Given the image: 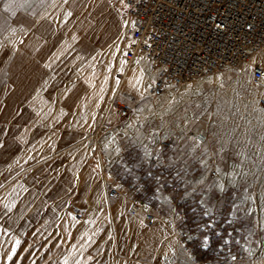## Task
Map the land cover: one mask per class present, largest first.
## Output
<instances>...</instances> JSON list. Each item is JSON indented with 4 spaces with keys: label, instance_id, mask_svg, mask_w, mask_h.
<instances>
[{
    "label": "crops",
    "instance_id": "obj_1",
    "mask_svg": "<svg viewBox=\"0 0 264 264\" xmlns=\"http://www.w3.org/2000/svg\"><path fill=\"white\" fill-rule=\"evenodd\" d=\"M10 3L0 0V23L17 29L15 35L0 31V264L29 255L42 256L43 264H264V216L257 210L264 205L263 187L251 177L264 175V105L253 100L220 121L219 136L203 157L212 166L194 169L198 176L192 171L185 183L171 178V169L139 172L120 164L114 184L135 182L129 196L161 222L148 224L139 213L128 217L119 199L90 187L88 155L98 145L86 138L98 124L99 92H108L115 72L104 58L100 89L96 49L85 59L81 51V5L28 0L23 9L12 5L13 16L5 10ZM137 57L135 66L145 63L148 75L141 71L151 82L155 72ZM259 61L264 66V50ZM245 66L222 81L217 77L222 107L230 106L236 87L264 100V80L255 84ZM216 167L221 171L211 180ZM205 237L207 248L201 246Z\"/></svg>",
    "mask_w": 264,
    "mask_h": 264
},
{
    "label": "rangeland",
    "instance_id": "obj_2",
    "mask_svg": "<svg viewBox=\"0 0 264 264\" xmlns=\"http://www.w3.org/2000/svg\"><path fill=\"white\" fill-rule=\"evenodd\" d=\"M99 3L100 6L96 12H89L85 16L83 15L81 51L85 59L91 50L95 51L96 49L94 56L98 59V83L101 89L103 88L101 86L105 83L103 81H106V78L102 77V74H104V58L106 59V55L113 47L121 46V41L125 39L122 37H125V34L121 33L122 29H125L128 36V46L123 48L120 61L131 46V38L129 34L130 24L123 13L120 0H101ZM262 55L263 51L251 57L247 64L236 70H244L245 65H249L250 69L255 64L262 67L259 61ZM254 58L256 60L252 62ZM144 60L149 67V73H153L154 68L152 65L145 58ZM89 64L94 67L96 62L93 61ZM137 64L143 70V73L148 75L146 64L142 61L137 62ZM231 71L225 70L211 77L191 80L179 87L168 86L158 97H153L149 94L153 79H151V82L144 80V89L141 95H135L134 93L112 95V92L101 93L100 90L98 97V124L93 125V130L90 131L86 138L89 145L95 142L98 145L97 147L93 146L87 161L88 167H92L89 179L91 190L95 186H99L106 195V190L109 187L124 189V187L128 186L114 184L112 179V174H114L115 178L119 176L120 164H125L126 167L134 168L139 172L146 170L155 171L151 167L150 157L156 151L157 144L164 140H169L171 144L170 148L162 153L161 163H164L168 169L176 173V175L170 176L171 178H176L177 181L185 183L188 181L186 178L189 173L193 174L192 171L194 169L212 166V159L209 158L208 161L204 160L203 157L208 153L207 149L211 141L217 140L219 136L220 121H224L236 112L250 108L249 103L253 100H260V97L255 96L253 99L249 94L240 92L236 87L230 106L222 107L219 103L221 99L220 88L215 87V83L218 76H220L222 81L223 76ZM114 72L113 80L116 81L118 79L116 74L120 73V70L115 69ZM249 85H252V77ZM225 88L226 86L224 85ZM112 100L129 104L131 108L129 114L125 117H120L111 108V110L108 108L107 112L103 113L101 111L103 105L106 101H109L110 104ZM107 116L112 118V123L107 121ZM97 127L98 129H103L102 132L96 133ZM198 134H204L207 142L196 147V140L193 138ZM127 147H129V152H126ZM122 151H125L124 153L127 156L134 155V159H127L125 154H121ZM145 153H148V155ZM113 161L114 164L111 166ZM211 171L214 170L211 169ZM194 172L193 176L197 177L196 172L198 171L195 170ZM148 177L150 176L145 175V178ZM216 177H218L217 172L216 176H210V179L212 180ZM251 177L255 179L254 181L261 179L262 183L260 185L263 188L260 193L264 195V175H251ZM167 180L168 178L166 182ZM168 182L171 183L170 181ZM129 185H136V183L133 182ZM134 192L129 195L134 194ZM129 195H121L117 198L120 201V208L125 206L123 213L126 216L129 200H134ZM257 210L258 216H264V205L257 207ZM146 213L153 214L157 224L161 222L156 214L150 210L142 209L139 212V216L143 217ZM147 242L152 244L155 242L152 234L147 233ZM90 256L92 258L97 256L96 248L90 252ZM25 257L27 258L26 261L21 260L18 264H43L42 256L29 255Z\"/></svg>",
    "mask_w": 264,
    "mask_h": 264
},
{
    "label": "built area",
    "instance_id": "obj_3",
    "mask_svg": "<svg viewBox=\"0 0 264 264\" xmlns=\"http://www.w3.org/2000/svg\"><path fill=\"white\" fill-rule=\"evenodd\" d=\"M121 4L130 24L131 46L123 57L125 66L142 55L154 68V78L149 94L158 97L168 86L183 84L225 70H236L264 49V0H125ZM135 22V27L132 22ZM222 25L220 29L216 24ZM134 41V43H133ZM253 82L264 80L259 65L252 68ZM259 104L264 105L260 99ZM112 111L120 117L130 112V105L113 101ZM199 145L207 142L204 134L195 137ZM170 141L157 144L150 157L152 169L167 172L161 155L170 148ZM181 170V168H179ZM211 177L216 176L211 171ZM136 185L124 189L109 187L108 199L129 195ZM126 214L134 217L141 204L129 200ZM146 223L155 222V216L144 215ZM219 264H231L227 261Z\"/></svg>",
    "mask_w": 264,
    "mask_h": 264
},
{
    "label": "bare ground",
    "instance_id": "obj_4",
    "mask_svg": "<svg viewBox=\"0 0 264 264\" xmlns=\"http://www.w3.org/2000/svg\"><path fill=\"white\" fill-rule=\"evenodd\" d=\"M72 1H74V0H69L67 2V4L70 5V3H72ZM100 1L101 0H77V2H79V4L81 5L80 10L82 11V15H84V16H85V14H87L89 12H96L97 8L100 6L99 5ZM103 5H105V4H103ZM84 16H83V18H84ZM123 25H125V24H123ZM121 33L125 34V37L122 36L123 39L124 38L125 39H124V41H121L122 42L121 46H118L116 48L113 47L110 50V52H108V54L106 55V59H105V61L107 62L106 63L107 65H109L110 67L113 66V70H115V69H119L120 70V73L116 74V77L118 78L116 81H114L112 79L109 80L110 86H109L108 91L112 92V95H116V94H119V93H121V94H123V93H127V94L134 93L135 95H139V94L141 95V94H143V89H144L143 88V82L145 80V76L143 75V73L141 71V68L138 67V66H135V63H136L138 57H136V59L128 66L124 65L123 59L120 61L121 52H122L123 48L128 46L127 45L128 36L126 35L125 29L124 30L122 29ZM118 41H117V43H118ZM263 50H261L260 52H262ZM259 53H257V54H259ZM257 54H255V55H257ZM252 57H254V55ZM255 60H256L255 58L252 59V62H254ZM255 65H257V64H255ZM261 68L264 70L263 64H262ZM117 81H119V83H117ZM112 84H113V88H112ZM111 102H110V104H111ZM110 104H109V101H106V103L103 105L101 111H103V113H106L108 108H109V110H111L110 109ZM107 121L112 123V118H110V116H107ZM102 130L103 129H98V127H97L95 132L96 133H100V132H102ZM260 217H263V216H260Z\"/></svg>",
    "mask_w": 264,
    "mask_h": 264
},
{
    "label": "snow or ice",
    "instance_id": "obj_5",
    "mask_svg": "<svg viewBox=\"0 0 264 264\" xmlns=\"http://www.w3.org/2000/svg\"><path fill=\"white\" fill-rule=\"evenodd\" d=\"M120 2L125 8L129 7V5L125 3V0H120ZM13 4H15L20 9H23V8H25L28 5V0H11V3L5 6V10L6 11H11V14L13 16H15L16 12L12 11V5ZM125 24H127V22H125ZM132 26L135 27V22L134 21L132 22ZM221 27H222L221 24H219V23L216 24V28L217 29H220ZM6 28H10L11 35H15L16 32H17L16 28L10 27V25L8 24V21L4 20L3 23H0V31L5 30ZM21 30L24 31V29H21ZM133 43H134V41H133ZM117 83H119V81H117ZM193 139L195 140V138H193ZM199 143H200L199 141H196V147L199 146ZM145 154L148 155V153H145ZM202 163H204V162H202ZM220 171H221V169L219 167L215 168V172L219 173ZM199 183L203 184L204 180H200ZM219 190L221 192H223L225 190L223 184L219 185ZM201 203H203V201H201ZM205 214L207 215L208 213H205ZM209 227H211V225H209ZM16 243L19 244V241H17ZM224 243L227 244L228 241L225 240ZM208 244H209V239H208V237H205L204 240L202 241L201 246L203 248H207ZM14 254H15V248H13L12 253L8 256V259L11 260L12 259V255H14ZM249 254L251 255V252H249ZM237 259H238L237 256H235V255L231 256V260L232 261H236Z\"/></svg>",
    "mask_w": 264,
    "mask_h": 264
}]
</instances>
